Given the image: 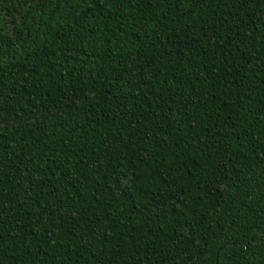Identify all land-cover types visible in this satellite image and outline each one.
<instances>
[{
    "label": "trees",
    "instance_id": "1",
    "mask_svg": "<svg viewBox=\"0 0 264 264\" xmlns=\"http://www.w3.org/2000/svg\"><path fill=\"white\" fill-rule=\"evenodd\" d=\"M0 264H264V0H0Z\"/></svg>",
    "mask_w": 264,
    "mask_h": 264
}]
</instances>
